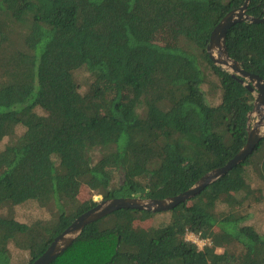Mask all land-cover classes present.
<instances>
[{"label":"trees","instance_id":"trees-1","mask_svg":"<svg viewBox=\"0 0 264 264\" xmlns=\"http://www.w3.org/2000/svg\"><path fill=\"white\" fill-rule=\"evenodd\" d=\"M245 1L0 0V264H11V244L34 262L95 206L93 195L80 200L83 187L103 199L171 197L243 148L254 94L207 46ZM247 13L263 17L264 0ZM226 46L264 80V22L235 23ZM263 197L264 137L167 210L170 221L117 210L50 264H264L253 215ZM28 201L52 208L49 218L18 220ZM188 232L207 242L199 248Z\"/></svg>","mask_w":264,"mask_h":264},{"label":"water","instance_id":"water-1","mask_svg":"<svg viewBox=\"0 0 264 264\" xmlns=\"http://www.w3.org/2000/svg\"><path fill=\"white\" fill-rule=\"evenodd\" d=\"M250 0L230 12H228L221 21L214 27L210 41L207 46V52L210 59L218 66L232 73L238 80L244 83L254 94L253 108L249 112L248 120V139L243 148L231 158L225 165L215 168L202 176L193 186L178 195L162 199L143 197L142 193L133 196H123L101 199L95 206L79 215L62 233L58 234L46 251L34 262L29 264H50L61 253H63L81 234L83 228L117 210L124 208L144 209L153 212H162L173 209L185 200L193 198L200 193L207 185L218 178L226 175L234 167L244 162L249 155L256 149L260 140L264 137V130L260 132V126L264 124V80L261 76L251 73L233 59L228 53L226 38L229 29L238 22L252 21L264 22L263 17H256L247 13V7ZM255 91L257 93L255 94ZM257 112L260 118L258 124L250 127V119L253 112Z\"/></svg>","mask_w":264,"mask_h":264},{"label":"rangeland","instance_id":"rangeland-1","mask_svg":"<svg viewBox=\"0 0 264 264\" xmlns=\"http://www.w3.org/2000/svg\"><path fill=\"white\" fill-rule=\"evenodd\" d=\"M157 40H159V37ZM86 75L87 74H85V76ZM91 81L92 80H90L88 83H90ZM256 93L257 91H255V94ZM218 101H219V97H216L215 102L217 103ZM259 121H260V118L258 116V113L256 111L253 112V114L251 115V119H250V127H254V125L258 124ZM263 130H264V124L260 126V132H263ZM6 142H7V138L4 140L3 143H0V149L3 147V145ZM256 177L257 176L254 174L253 179H252V184L254 186L260 187L261 183L258 184V180ZM92 195L96 201L99 202L101 200L98 198L99 196H101L100 194H94V193L91 194V192H89L86 187H83L82 190L80 191L79 198L80 200L84 201V200L89 199ZM257 201H258L256 203L257 207L255 211L253 212V215H255L259 220L257 222L258 227L262 231H264V197L261 200H257ZM51 211H52V208L51 210L43 209V208L38 207L37 203L28 201L16 207L15 216L18 220L22 222H31L37 218L48 219ZM3 212H4L3 210H0V214ZM170 219H171V212L162 211L155 215L154 222L155 224L159 225L161 223H166L170 221ZM186 238L188 240H192L196 242L199 248H202L207 242L206 240L200 238L199 235L191 233V232L186 234ZM10 249H11V264H27L28 263L30 257L27 253L21 252L18 248H16L12 244L10 245ZM217 250L222 251V248L219 247Z\"/></svg>","mask_w":264,"mask_h":264},{"label":"built area","instance_id":"built-area-1","mask_svg":"<svg viewBox=\"0 0 264 264\" xmlns=\"http://www.w3.org/2000/svg\"><path fill=\"white\" fill-rule=\"evenodd\" d=\"M188 233H190V232H188ZM192 233V232H191Z\"/></svg>","mask_w":264,"mask_h":264}]
</instances>
